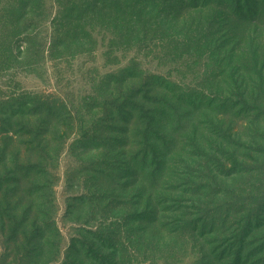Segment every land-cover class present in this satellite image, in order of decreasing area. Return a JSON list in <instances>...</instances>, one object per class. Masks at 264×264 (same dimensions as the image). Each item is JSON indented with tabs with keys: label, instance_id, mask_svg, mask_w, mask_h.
<instances>
[{
	"label": "rangeland",
	"instance_id": "1",
	"mask_svg": "<svg viewBox=\"0 0 264 264\" xmlns=\"http://www.w3.org/2000/svg\"><path fill=\"white\" fill-rule=\"evenodd\" d=\"M68 1L0 0V264H264V0Z\"/></svg>",
	"mask_w": 264,
	"mask_h": 264
},
{
	"label": "trees",
	"instance_id": "2",
	"mask_svg": "<svg viewBox=\"0 0 264 264\" xmlns=\"http://www.w3.org/2000/svg\"><path fill=\"white\" fill-rule=\"evenodd\" d=\"M76 1L78 2V0H69L67 3V6L70 5L69 8L65 7V5L62 4L60 6L62 8V11L58 12L60 13L58 14V17L61 16V14H65L64 19L69 18V20H72V17L76 15L74 18V22H80L82 18L88 16L87 14H91L92 17L97 16V14L101 12V8L106 7L115 16L111 21L114 29L120 27L123 21H125V18H123V16L125 15H123V10L125 8L124 6H120L119 2H109V0H80L81 3L78 4L79 2L77 3ZM126 2L127 1H125V3ZM204 2H206V0H191L188 3H192V5H194L196 8H202V4H204ZM83 8L87 9L83 10ZM88 9L91 10L87 11ZM119 13H121V15Z\"/></svg>",
	"mask_w": 264,
	"mask_h": 264
}]
</instances>
